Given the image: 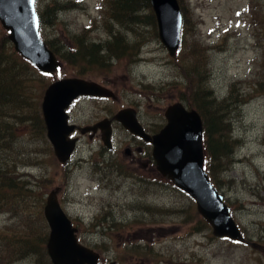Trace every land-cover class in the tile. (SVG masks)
<instances>
[{
	"label": "rangeland",
	"instance_id": "1",
	"mask_svg": "<svg viewBox=\"0 0 264 264\" xmlns=\"http://www.w3.org/2000/svg\"><path fill=\"white\" fill-rule=\"evenodd\" d=\"M104 2L37 0L39 11L47 6L60 8L56 23L43 28L46 42H60L68 50L74 47V39L79 38L76 36L88 35L85 40L99 43L111 41L114 33L140 47L134 59L105 60L94 67L93 75L82 76L110 88L117 99L76 101L70 108L73 123L92 125L123 108L135 107L149 127L156 125L180 92L194 90L196 81L192 79L198 73L194 64L200 58L199 77L209 73L208 86L215 89L216 95H224L222 101L234 79L251 75L262 78L259 65L264 60V48H257V41H264V15H260L264 1L186 0L188 9H194L187 11V42L176 58L161 43L158 28H123L106 15L110 7ZM250 4L253 10L248 14ZM191 16L196 17L194 22ZM62 62L55 77H73L74 68H86ZM48 79L53 81L52 76ZM250 82L246 80L245 86ZM229 118L233 120L230 136L237 147L234 162L227 164L217 178L218 189L237 224L249 241L262 245L260 249L216 240L211 237L210 226L196 231L195 224L202 216L195 202L159 172L131 163L123 153L130 143L123 127H116L111 152L104 149L100 135L94 141L86 136L72 161L64 165L56 159L47 136L41 137L38 129L30 128L31 124L17 125L14 146L4 151L0 148V160L7 159L9 167L25 160L26 165L14 166L18 167L15 177L38 183L35 190L45 198L51 190L61 188L60 203L78 228L80 242L101 254L99 264H264V98L254 97ZM43 209L44 205L40 208L35 199L23 209L16 206L14 212H8L2 204L0 238L24 236L27 252L14 260L7 259L5 251L0 255V264L51 263L40 252L42 244L39 247L41 238L50 232ZM30 220L41 229L29 230ZM36 252L38 257L30 259Z\"/></svg>",
	"mask_w": 264,
	"mask_h": 264
},
{
	"label": "water",
	"instance_id": "2",
	"mask_svg": "<svg viewBox=\"0 0 264 264\" xmlns=\"http://www.w3.org/2000/svg\"><path fill=\"white\" fill-rule=\"evenodd\" d=\"M156 17L160 41L170 56L175 57L181 43L183 15L178 0H150ZM0 23L8 31L15 50L39 72L55 74L62 63L40 35V21L35 0H0ZM81 96L115 97L101 84L79 77L57 79L45 90L42 99L46 135L58 161L66 164L76 151L82 134L102 130L104 144L111 148L112 127L107 119L91 127L70 123L68 109ZM167 123L156 135H148L140 125L133 109H124L114 120L129 132L153 145L157 169L175 186L188 193L197 210L212 227L214 236L243 241L231 208L224 196L212 184L204 168L203 121L200 114L188 110L182 103L170 105L165 111ZM93 136V135H92ZM60 188L49 192L44 216L50 233L47 252L53 264H97L99 255L78 240V230L63 210L58 194Z\"/></svg>",
	"mask_w": 264,
	"mask_h": 264
},
{
	"label": "trees",
	"instance_id": "3",
	"mask_svg": "<svg viewBox=\"0 0 264 264\" xmlns=\"http://www.w3.org/2000/svg\"><path fill=\"white\" fill-rule=\"evenodd\" d=\"M106 1L110 7H107L108 13L106 15L109 16V19L113 23H117V25L123 28H127L128 26L151 28L152 26L156 31L157 21L150 0H105L104 4ZM185 1L179 0L183 17L185 18L182 29V45L184 46L186 45L188 36V34H185L188 33V23L186 22L187 11L194 9H188L189 6L185 5ZM256 1L258 2V0ZM66 7L71 8V6ZM52 8L54 9L52 10ZM59 9L58 5H55L47 6L39 11L42 35L44 26L56 23L60 14L57 12ZM252 10L253 5H248V14ZM260 15H264V6ZM195 18V16H191V21L194 22ZM263 22L264 20L262 19L261 25ZM198 26L197 23L195 30L198 29ZM84 33L87 34V32ZM87 36H76L79 38L74 39V47L68 50L64 46H61L60 42L48 41L49 47L68 65L76 66L77 64H81L86 66L85 69L74 68L75 76L78 77L93 75L92 71L94 67L105 60L134 59L133 56L136 55V50H140L137 44H130L126 41V38L116 36L114 33H112L113 39L111 41L99 40V43L85 40ZM258 37L256 35V40H258ZM259 40L257 41V48L262 49L264 48V41L261 40L259 43ZM202 60L200 58L194 64L198 66L196 70L198 72L196 73L197 78L192 79L196 81L194 90L191 93L184 92L185 94L180 92L176 100L184 102L189 108L195 109L201 115L204 125L205 167L213 183L216 187H220L217 178L221 176L220 173L223 172L227 164L234 162L233 158H235V149L237 147L232 136H230L232 129L231 122L233 120L229 117L235 111L251 102L254 97L262 96L264 98V60L259 65L262 78L251 75L245 79H234V84L229 89L228 95L224 99L225 101L220 99L224 95H216L215 89L213 90L211 86H208V84L210 85V75L208 72L207 74L204 72L203 77H199ZM80 69L85 72L80 71ZM249 79L252 82L245 86L246 80ZM49 84L48 76L39 73L38 70L15 51L14 46L8 38V32L0 24V148L3 149L2 151L14 146L13 143L17 136V125L31 124L30 128L34 127L35 130L38 129L41 137H46L41 99L44 90ZM243 86H245V89H242ZM247 88L251 89V92H247ZM9 139L11 140L9 141ZM3 143H7L8 145H3ZM8 163L7 159L4 162L0 160V209L2 204H4L8 212H14L16 206L23 209L27 207V203L32 199H35L40 208H42L45 205L46 198L44 194H37L35 188L38 183L21 181L15 177L18 167L13 169L14 166L16 167L18 164L19 166L26 165L25 160H19L12 167H9ZM5 201H10L11 203L6 204ZM27 224H29V230L41 229L34 220H30ZM204 226L209 225L201 217L195 224L196 231H202L200 227ZM45 229H48L46 223ZM211 237L213 236L211 235ZM47 238L48 236L41 238L43 241L39 243V247L42 244L43 247H40L42 249L40 250L41 254L49 257L46 249ZM0 244L2 249V252L0 250V255L7 251V259L14 257L15 260L17 257H23L27 252V243L24 240V236L3 237L2 239L0 238ZM36 257H38V252L29 256L30 259Z\"/></svg>",
	"mask_w": 264,
	"mask_h": 264
},
{
	"label": "flooded vegetation",
	"instance_id": "4",
	"mask_svg": "<svg viewBox=\"0 0 264 264\" xmlns=\"http://www.w3.org/2000/svg\"><path fill=\"white\" fill-rule=\"evenodd\" d=\"M83 99H89V100H93V99H99L102 100L103 98H96V97H84ZM117 98H113L112 100H116ZM135 108V107H132ZM136 109V108H135ZM116 113L109 115L108 117H105L104 119H108L109 121H111L112 124V128H113V137H112V147H106V145H104V149L107 150L108 152H111L115 147H114V136H115V131H116V127H122V125L116 121H114L113 117L115 116ZM137 116L138 119L140 120V122L142 123L145 131L151 135H155L157 134L164 126L165 124V116L163 115V113L160 115V119L159 122H157V124L153 125L152 127H149L144 120L141 118L140 112L137 109ZM102 119V120H104ZM97 122L93 123L96 124ZM92 124V125H93ZM79 126H91V125H79ZM126 130V129H125ZM127 133L130 136V143H128L125 146V150H124V155L126 157H128L131 161V163L133 164H139L141 166H143L145 169H149V170H153L155 172L158 173L157 169H156V163L153 159V155H152V150H153V146L151 143L146 142L143 138L139 137V136H135L133 134H131L128 130H126ZM100 135L101 141H102V130L98 131V133H96L93 138H90L91 134H87L85 136H80V142L82 141L83 138H85L86 136H88L90 141H94L96 140V138H99L98 136ZM151 168V169H150ZM151 170V171H152ZM244 246H250L254 249H260L262 247V245L260 243H254L253 241H247V239L244 240ZM117 262H113V264H115Z\"/></svg>",
	"mask_w": 264,
	"mask_h": 264
},
{
	"label": "bare ground",
	"instance_id": "5",
	"mask_svg": "<svg viewBox=\"0 0 264 264\" xmlns=\"http://www.w3.org/2000/svg\"><path fill=\"white\" fill-rule=\"evenodd\" d=\"M167 49V48H166Z\"/></svg>",
	"mask_w": 264,
	"mask_h": 264
}]
</instances>
